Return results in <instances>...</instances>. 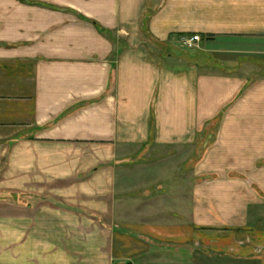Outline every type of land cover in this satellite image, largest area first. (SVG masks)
<instances>
[{"label":"crops","instance_id":"1","mask_svg":"<svg viewBox=\"0 0 264 264\" xmlns=\"http://www.w3.org/2000/svg\"><path fill=\"white\" fill-rule=\"evenodd\" d=\"M0 264H264V0H0Z\"/></svg>","mask_w":264,"mask_h":264},{"label":"rangeland","instance_id":"2","mask_svg":"<svg viewBox=\"0 0 264 264\" xmlns=\"http://www.w3.org/2000/svg\"><path fill=\"white\" fill-rule=\"evenodd\" d=\"M212 128H214V125L209 127V129H212ZM168 149L169 148H161V147H157L155 149L150 148L148 150H146V148H137V151H135L136 149L131 148L133 152L127 154V161L130 163L129 164L130 167L134 168L133 173H136V171L134 170L137 166L142 167V169L143 167H146L147 170L141 169L140 172L145 171L146 176L148 178L153 177V170H150L151 168H149L153 163L170 161L174 163L176 166L175 170L170 171L171 176L175 177L176 179H180V178L188 179L189 178L188 175L191 171L187 170V161H190L189 163L193 164V162H196V155L194 153H191L188 155V158H187V153H179L178 149H176L175 150L176 154L173 156L172 153H169V154L167 153Z\"/></svg>","mask_w":264,"mask_h":264},{"label":"built area","instance_id":"3","mask_svg":"<svg viewBox=\"0 0 264 264\" xmlns=\"http://www.w3.org/2000/svg\"><path fill=\"white\" fill-rule=\"evenodd\" d=\"M201 39L200 35H193L192 37L188 38L185 43H187L189 46H193V44L196 41H199Z\"/></svg>","mask_w":264,"mask_h":264}]
</instances>
